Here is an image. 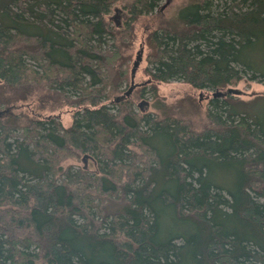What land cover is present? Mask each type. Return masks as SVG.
I'll return each instance as SVG.
<instances>
[{
	"label": "trees",
	"instance_id": "trees-1",
	"mask_svg": "<svg viewBox=\"0 0 264 264\" xmlns=\"http://www.w3.org/2000/svg\"><path fill=\"white\" fill-rule=\"evenodd\" d=\"M116 1L0 0V264H264V113L212 96L247 75L264 84V0L158 15L134 93L148 83L155 111L115 98L133 25L159 0L111 26ZM171 80L212 91L206 126L160 103ZM68 105L64 126L54 112ZM74 157L96 171L63 165Z\"/></svg>",
	"mask_w": 264,
	"mask_h": 264
},
{
	"label": "rangeland",
	"instance_id": "rangeland-1",
	"mask_svg": "<svg viewBox=\"0 0 264 264\" xmlns=\"http://www.w3.org/2000/svg\"><path fill=\"white\" fill-rule=\"evenodd\" d=\"M189 1L190 0H159V7H157L152 13L141 14V16L137 18L133 25L136 33V41L135 47L133 48V57L131 61H129V72L131 70L136 53L140 49H142V60L140 61L134 76V82L137 84V89L133 90L130 96L134 99L135 104L145 101L144 106L146 107L147 111H155L153 105L156 104V100L151 99V92L149 91L148 83H145V90L143 91L141 98L138 99L136 94H134L135 92H137V94L139 95L141 84L147 81V76L143 73V68L147 65L146 54L148 48L145 44L144 46H140L141 42L144 43L145 36L152 30L153 27L157 25L156 23L159 20L160 16L163 15L167 17V19H170L171 16L177 15L178 10ZM132 2L133 0H117L112 4L109 13L105 15L104 18L107 19L111 26L116 25V23H118V25H124L125 21L129 18V10ZM108 42L110 44L112 40H108ZM260 79L261 77L259 76H257V78L255 79H250L249 75H247L237 84L230 86L239 90V93L232 95L234 97H239L243 101H248L249 104L243 105V107H247L248 111L253 113H255L256 111L264 113V84L262 81H260ZM129 85L130 79L128 84L126 83L123 85V89L127 88ZM157 86L160 103L165 106H170L168 107V109H171V114L173 116L178 119L188 121L196 130H200L203 125L206 126L208 124L206 118V108L209 107L208 101L211 98L212 91L208 89L198 90L192 88L185 82L176 80H171L165 83L158 82ZM190 96L195 98L200 105L198 111H195L185 102L181 103L179 101L181 98H184L185 100H189L191 102L192 99L190 98ZM107 103L109 104L108 101ZM4 107L5 105L0 107V109ZM24 109V106H18V108L14 109V112H20ZM75 110L76 107L68 105L56 110L54 114L57 115V118L61 121L62 125L68 126L72 122V115ZM44 113H47V111ZM67 164H72V166L74 167H85L87 168L89 173H93L96 171V164L92 160V157L86 158L85 161H83L81 157L69 158L63 162L64 166ZM35 264L45 263L42 260H37Z\"/></svg>",
	"mask_w": 264,
	"mask_h": 264
},
{
	"label": "water",
	"instance_id": "water-1",
	"mask_svg": "<svg viewBox=\"0 0 264 264\" xmlns=\"http://www.w3.org/2000/svg\"><path fill=\"white\" fill-rule=\"evenodd\" d=\"M142 60V49H140L135 56V59L133 61L131 70H130V85L129 87L125 90V92L123 94H121L120 96L116 97L115 100L118 101L119 99H122L124 97H127L130 95V93L132 92V90L136 87V83L134 82V76H135V72L136 69L140 63V61ZM239 93V90L233 87H228L226 88L225 91H214L212 93V96H224L225 94H237Z\"/></svg>",
	"mask_w": 264,
	"mask_h": 264
}]
</instances>
